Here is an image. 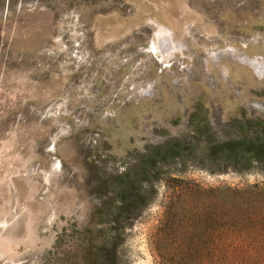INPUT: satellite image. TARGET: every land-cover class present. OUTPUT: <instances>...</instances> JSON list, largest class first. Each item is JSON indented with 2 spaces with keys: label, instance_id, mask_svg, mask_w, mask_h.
<instances>
[{
  "label": "rangeland",
  "instance_id": "374dc122",
  "mask_svg": "<svg viewBox=\"0 0 264 264\" xmlns=\"http://www.w3.org/2000/svg\"><path fill=\"white\" fill-rule=\"evenodd\" d=\"M208 127L264 136V0H0V264L264 254L260 167L212 173L187 156L130 197L117 187Z\"/></svg>",
  "mask_w": 264,
  "mask_h": 264
},
{
  "label": "trees",
  "instance_id": "16d2710c",
  "mask_svg": "<svg viewBox=\"0 0 264 264\" xmlns=\"http://www.w3.org/2000/svg\"><path fill=\"white\" fill-rule=\"evenodd\" d=\"M209 132V127L205 131H201V134L205 137L204 143L200 145L187 144L174 139L156 147L153 152L143 156L140 166L134 172L128 171L121 175L117 187H123L124 197H130L129 191L131 189L143 187L144 182L150 181V174L159 163H166L171 160L183 161L187 156H191L192 162L203 166L212 173H222L231 168L248 171L254 167H260L264 170V136H244L219 140ZM259 191L263 193L264 187L261 189L260 187H254L249 193L258 194ZM136 211L137 207L131 203L117 206V215L121 217L129 218ZM239 241L242 243L241 236L234 235V238L229 242L231 248L240 246ZM109 246L110 244L107 243L99 248L102 258L106 256ZM242 255L247 259V261L244 260L245 262L250 260V262L264 264V254L242 253ZM111 256L110 260L105 261L103 264H114L116 262L115 249Z\"/></svg>",
  "mask_w": 264,
  "mask_h": 264
}]
</instances>
